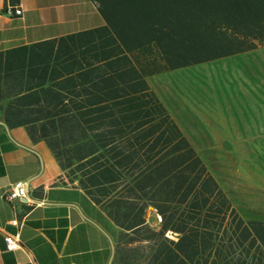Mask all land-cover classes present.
Listing matches in <instances>:
<instances>
[{"label": "trees", "instance_id": "1", "mask_svg": "<svg viewBox=\"0 0 264 264\" xmlns=\"http://www.w3.org/2000/svg\"><path fill=\"white\" fill-rule=\"evenodd\" d=\"M91 1L102 24L69 35L60 70L5 114L116 227L111 264H264V218L236 205L147 81L264 45V0Z\"/></svg>", "mask_w": 264, "mask_h": 264}, {"label": "crops", "instance_id": "2", "mask_svg": "<svg viewBox=\"0 0 264 264\" xmlns=\"http://www.w3.org/2000/svg\"><path fill=\"white\" fill-rule=\"evenodd\" d=\"M7 5L21 13L7 16ZM101 24L91 0H0V264H111L116 227L66 179L45 142L30 138L21 115L4 110L20 108L18 96L48 84L63 65L69 35ZM16 180L26 183L27 196L7 200ZM147 216L158 223L155 213ZM4 234L18 248L6 251Z\"/></svg>", "mask_w": 264, "mask_h": 264}, {"label": "rangeland", "instance_id": "3", "mask_svg": "<svg viewBox=\"0 0 264 264\" xmlns=\"http://www.w3.org/2000/svg\"><path fill=\"white\" fill-rule=\"evenodd\" d=\"M148 82L236 205L264 218V45Z\"/></svg>", "mask_w": 264, "mask_h": 264}, {"label": "built area", "instance_id": "4", "mask_svg": "<svg viewBox=\"0 0 264 264\" xmlns=\"http://www.w3.org/2000/svg\"><path fill=\"white\" fill-rule=\"evenodd\" d=\"M4 13L7 16H11V15H19L21 11L18 7H12L10 5H7L4 9ZM26 196H27L26 183L23 180H16L13 183H11L8 192L6 194V199L7 200L25 199ZM9 223L11 225H15L17 221L16 219L13 218L9 221ZM3 242H4V249L6 251H12L18 248L19 246V242L11 234H4Z\"/></svg>", "mask_w": 264, "mask_h": 264}]
</instances>
